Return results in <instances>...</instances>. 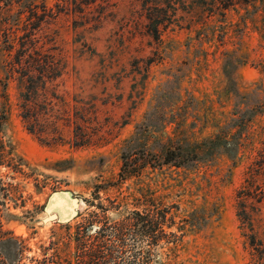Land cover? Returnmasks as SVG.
<instances>
[{"label":"rangeland","instance_id":"374dc122","mask_svg":"<svg viewBox=\"0 0 264 264\" xmlns=\"http://www.w3.org/2000/svg\"><path fill=\"white\" fill-rule=\"evenodd\" d=\"M90 1L0 0V57L33 38L63 66L35 127L22 115L30 101L8 80L0 264H264V174L251 198L239 196L264 154V0ZM144 120L162 139L182 128L191 141L233 136L241 145L234 159L222 150L134 176L122 154H134ZM59 192L84 204L45 223ZM144 194L170 208L156 242L134 222V210H148Z\"/></svg>","mask_w":264,"mask_h":264},{"label":"trees","instance_id":"16d2710c","mask_svg":"<svg viewBox=\"0 0 264 264\" xmlns=\"http://www.w3.org/2000/svg\"><path fill=\"white\" fill-rule=\"evenodd\" d=\"M94 0H91L92 2ZM10 19L11 17H5ZM3 21L4 18L0 17ZM6 38L12 36L9 31H4ZM31 36V35H30ZM154 36H158V29L155 27ZM14 45L9 43L5 45L4 50L10 52ZM11 54V53H8ZM62 58L57 57L54 53L44 51L43 46H38L37 41L33 38H28V41H22L15 57H0V67L5 76L0 80V133L1 128L8 120L9 115V96L7 93L8 80L14 78L18 82L21 89V98L23 101H30L31 109L22 104L23 109H28V113H22L24 119L32 123L35 127L40 120H43L35 108L40 102L41 96L43 101L47 100L45 94L50 82L59 78L63 73ZM41 94V95H40ZM157 106L152 111L158 113V117L163 118L165 123H173L168 120L163 109ZM46 114V115H45ZM43 116L48 124L52 122L53 115L48 111ZM151 114H148L149 118ZM44 121V120H43ZM157 125L149 121H143L138 127L132 138L134 143V154L131 150H124L122 158L124 160L123 171L127 174L137 176L146 165L153 167L164 164H171L177 167H187L194 162H206L212 158L217 152L222 150L229 154V157L234 159L241 145L233 136L230 139L226 137L216 136L203 141H191L186 138H181V129L174 136H166L162 139L160 130L156 129ZM34 131L33 128H31ZM1 138V135H0ZM153 140L155 141L154 143ZM231 146L235 152L229 151ZM261 155V160L254 163L248 171L242 190L239 192L240 198H251L256 187V180L264 174V154ZM259 164V162H261ZM130 162V163H129ZM132 164V165H130ZM129 166V167H128ZM258 166V167H257ZM264 194V193H263ZM144 204L147 206V211L134 210L135 224L139 225L138 232L148 233L155 237V242L161 236V223L168 221L170 208L160 207L156 197L143 195ZM139 200H142L139 198ZM244 201V200H243ZM192 225L193 220L189 221ZM249 224L252 221H248ZM161 229V230H160ZM136 230V229H134ZM160 231V234H159ZM156 232V233H155ZM254 241V240H253Z\"/></svg>","mask_w":264,"mask_h":264},{"label":"water","instance_id":"95a60500","mask_svg":"<svg viewBox=\"0 0 264 264\" xmlns=\"http://www.w3.org/2000/svg\"><path fill=\"white\" fill-rule=\"evenodd\" d=\"M81 207L79 197H70L66 192L55 193L47 206L48 216L44 217L45 223L60 219L61 221L69 220L74 217Z\"/></svg>","mask_w":264,"mask_h":264},{"label":"bare ground","instance_id":"6f19581e","mask_svg":"<svg viewBox=\"0 0 264 264\" xmlns=\"http://www.w3.org/2000/svg\"><path fill=\"white\" fill-rule=\"evenodd\" d=\"M83 204H84V201L82 200V201H81V205H83ZM47 216H48V215H47Z\"/></svg>","mask_w":264,"mask_h":264}]
</instances>
